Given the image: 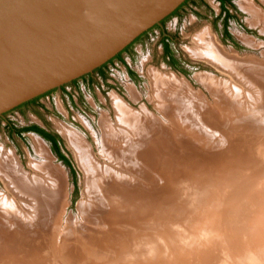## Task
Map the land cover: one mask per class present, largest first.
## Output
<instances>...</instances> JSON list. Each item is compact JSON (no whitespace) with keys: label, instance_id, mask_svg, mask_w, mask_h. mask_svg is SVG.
<instances>
[{"label":"bare ground","instance_id":"obj_1","mask_svg":"<svg viewBox=\"0 0 264 264\" xmlns=\"http://www.w3.org/2000/svg\"><path fill=\"white\" fill-rule=\"evenodd\" d=\"M199 42L205 53L195 54L196 48L192 58L230 76L228 82L198 75L223 111L212 115L215 108L200 91L172 72H158L152 84L160 86L152 96L172 131L145 110L138 111L141 117L131 115L116 99L117 126L107 119L101 125L114 153L103 156L120 178L106 172L105 162L95 168L76 134L61 128L84 173V194L91 197L82 222L63 217L64 173L42 141L34 140L45 157L32 166L37 177L21 172L1 150L0 178L13 195L0 192V264H264V62L230 56L206 33ZM232 79L259 92L254 112L242 113L233 101L240 87ZM241 101L247 105L246 98ZM20 197L35 200L34 220L24 216Z\"/></svg>","mask_w":264,"mask_h":264},{"label":"rangeland","instance_id":"obj_2","mask_svg":"<svg viewBox=\"0 0 264 264\" xmlns=\"http://www.w3.org/2000/svg\"><path fill=\"white\" fill-rule=\"evenodd\" d=\"M160 25V27L154 26L135 47L121 55L122 59L113 60L90 78L84 79L0 134V152L11 154L16 159L17 164L21 166L19 167L20 171L30 177L39 175L37 168L33 170V164L36 163L34 164L35 167L42 165V160L45 161V157H41L35 151L34 140L42 141L41 143L45 146L52 164L62 169L64 173L63 190H65L66 206L62 208H64L63 217L65 216V218L71 214L77 222H82L83 205L88 203L87 197H91L88 193L84 194V173L77 163L75 149L70 145L61 128L64 130L67 128L76 134L78 143L76 144L79 148H83L81 150L93 161L91 163L94 164L95 168L100 170V164L105 162L103 165L106 167V172L119 177L115 172L116 167L113 166V161L109 160L111 158L103 156V152L111 155L114 153L107 143L108 133L103 131L101 125V122L107 119L117 126L115 121L117 118L116 108L114 106L116 99L128 106L127 110L130 111L131 115L141 117L138 115V111L145 110L153 117L151 120H154L156 125L172 131L173 128L169 125L170 119L158 109V102L156 103L158 100L152 96L154 90L152 84L156 79L159 80L158 72L160 74L172 72L181 78L184 77L193 89L200 91L205 102L209 106L212 105L211 108H215L216 114L211 113L212 115H219L223 111L222 105L210 94L202 81L198 79V75L209 73L219 78L218 80L226 81L230 79V76L202 59H195V56L192 58L193 52L191 50L195 51L198 48L199 50L194 53L199 55L203 52L201 49L204 47L201 46L200 42L198 43V40L200 41L202 36L204 38L205 33L214 38L230 56L235 54L238 57H245L244 59L264 62V0H220V3L218 0H186L174 14L166 17L163 24ZM245 38L249 39L250 42H245ZM193 47L195 48L191 49ZM152 74H156L154 79L151 77ZM233 81H231L232 84L240 87V92H234L233 101L238 103L242 113L254 112L260 103L261 95L258 94L259 92L256 94L253 87H241L240 83ZM159 87L158 85L154 88L156 90ZM241 98L247 99V105L241 101ZM248 99H250L249 102ZM248 119L247 123L250 122ZM124 123L129 124L125 117ZM33 125L51 134L56 144H53L37 131L35 132L38 134L30 132L33 130L29 128ZM131 127H133L132 124ZM107 128H110L109 133L112 136H116L110 125ZM165 133L167 134L166 131ZM80 143L83 147H80ZM107 148L110 149L105 151ZM90 151L95 159L91 157ZM98 169L97 171H99ZM5 190L6 192H4ZM0 192L8 193V196L13 195L8 191L1 178ZM32 200L20 197L17 203L24 210V216L27 212L29 218L34 217V220L37 212L36 209H33L36 208L35 200ZM22 201L24 202L22 203ZM25 204L33 205V207L30 205L27 207ZM31 210H34L36 214L29 212Z\"/></svg>","mask_w":264,"mask_h":264},{"label":"water","instance_id":"obj_3","mask_svg":"<svg viewBox=\"0 0 264 264\" xmlns=\"http://www.w3.org/2000/svg\"><path fill=\"white\" fill-rule=\"evenodd\" d=\"M183 1L0 0V134L148 29L127 51L135 47Z\"/></svg>","mask_w":264,"mask_h":264},{"label":"flooded vegetation","instance_id":"obj_4","mask_svg":"<svg viewBox=\"0 0 264 264\" xmlns=\"http://www.w3.org/2000/svg\"><path fill=\"white\" fill-rule=\"evenodd\" d=\"M186 0H184L173 12H171L169 15H172V14H174L177 10H178V8L185 2ZM169 15H167L166 17H168ZM166 17H164L162 20H161V23L163 24V21H164V19L166 18ZM155 26H158V27H160L161 25H155ZM148 30V29H147ZM146 30V31H147ZM146 31H144L143 33H145ZM143 33H141L139 36H137L131 43H129L127 46H125L120 52H118L114 57H116V58H120V59H122V56H121V54H122V52H125V51H127L128 50V48L143 34ZM112 59V58H111ZM106 63V62H105ZM104 63V64H105ZM103 64V65H104ZM101 68H102V66H100V68L99 69H97V71L98 70H101ZM96 71V70H95ZM94 71V72H95ZM94 72H92V73H90V74H85V75H83V76H81V78L80 79H83L86 75H88L89 76V78L91 77V76H93V74H94ZM75 82H76V79H74V80H72L70 83H72L73 85L75 84ZM43 95V94H42ZM38 97H40V96H37V97H35V98H33V99H31V100H29L30 102L31 101H34V100H37L38 99ZM24 103H27V101L26 102H24ZM24 103H22V104H24ZM22 104H20V105H22Z\"/></svg>","mask_w":264,"mask_h":264},{"label":"trees","instance_id":"obj_5","mask_svg":"<svg viewBox=\"0 0 264 264\" xmlns=\"http://www.w3.org/2000/svg\"><path fill=\"white\" fill-rule=\"evenodd\" d=\"M101 66H103V64ZM99 68L100 67L96 68L95 70H97ZM27 102H30V101H27ZM29 129H32L33 131L39 132L43 137H45L49 141L53 142V144H56L53 136L51 134H49L48 132L44 131L43 129L39 128L38 126L33 125Z\"/></svg>","mask_w":264,"mask_h":264},{"label":"built area","instance_id":"obj_6","mask_svg":"<svg viewBox=\"0 0 264 264\" xmlns=\"http://www.w3.org/2000/svg\"><path fill=\"white\" fill-rule=\"evenodd\" d=\"M218 3H220V0H218ZM30 132H33V133H36V134H38L37 132H35V131H30ZM40 136V135H39Z\"/></svg>","mask_w":264,"mask_h":264}]
</instances>
